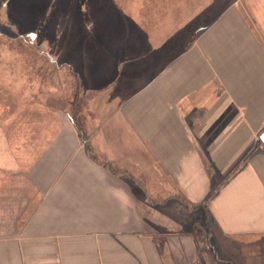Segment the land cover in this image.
Segmentation results:
<instances>
[{"label": "crops", "instance_id": "obj_1", "mask_svg": "<svg viewBox=\"0 0 264 264\" xmlns=\"http://www.w3.org/2000/svg\"><path fill=\"white\" fill-rule=\"evenodd\" d=\"M212 4L157 41L156 65L120 63L83 131L68 111L21 112L15 80L0 264H264V0Z\"/></svg>", "mask_w": 264, "mask_h": 264}, {"label": "rangeland", "instance_id": "obj_2", "mask_svg": "<svg viewBox=\"0 0 264 264\" xmlns=\"http://www.w3.org/2000/svg\"><path fill=\"white\" fill-rule=\"evenodd\" d=\"M227 1L207 0L215 11ZM205 2L0 0V103L13 102L16 80L21 112H37L38 119L54 116L57 123V112L68 111L83 131L90 99L117 78L120 63L138 60L148 51L151 59L157 57V41L172 37L185 14L196 13ZM210 7L205 5L203 14ZM201 19L193 23L200 25ZM146 21L153 30L161 22L166 31H142ZM198 216L210 219L202 211Z\"/></svg>", "mask_w": 264, "mask_h": 264}, {"label": "water", "instance_id": "obj_3", "mask_svg": "<svg viewBox=\"0 0 264 264\" xmlns=\"http://www.w3.org/2000/svg\"><path fill=\"white\" fill-rule=\"evenodd\" d=\"M260 139L264 142V131L260 134Z\"/></svg>", "mask_w": 264, "mask_h": 264}]
</instances>
